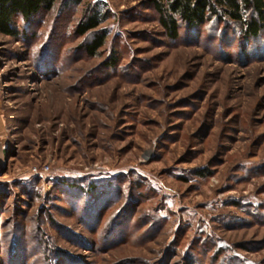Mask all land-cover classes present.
Here are the masks:
<instances>
[{
    "label": "rangeland",
    "instance_id": "obj_1",
    "mask_svg": "<svg viewBox=\"0 0 264 264\" xmlns=\"http://www.w3.org/2000/svg\"><path fill=\"white\" fill-rule=\"evenodd\" d=\"M147 3L60 0L0 33V264H264V32L172 40Z\"/></svg>",
    "mask_w": 264,
    "mask_h": 264
},
{
    "label": "trees",
    "instance_id": "obj_2",
    "mask_svg": "<svg viewBox=\"0 0 264 264\" xmlns=\"http://www.w3.org/2000/svg\"><path fill=\"white\" fill-rule=\"evenodd\" d=\"M60 0H0V33L11 37H26L27 28L34 20L45 13H49ZM66 3L79 4L84 0H65ZM153 10L157 13L160 25L166 35L176 40L180 35L182 26L187 28H198L206 24L215 23L220 26L224 24L230 28L235 24L239 28L240 35L246 41L260 37L264 32V0H148ZM107 12L100 7H93L92 13L80 22L76 27L78 36H84L94 32L107 18ZM17 20L26 23L25 30H21ZM230 25V26H229ZM106 32H96L84 45L85 52L89 56H95L105 44ZM52 53L45 55L48 58ZM48 69L50 67L47 66ZM98 185V184H97ZM109 184H107L108 186ZM71 188H77L82 192L94 189L90 185L84 189L79 185L67 183ZM97 209L92 210L94 216ZM221 248L214 250L221 254ZM219 258L217 264H225L228 259L230 263H240L236 258Z\"/></svg>",
    "mask_w": 264,
    "mask_h": 264
},
{
    "label": "crops",
    "instance_id": "obj_3",
    "mask_svg": "<svg viewBox=\"0 0 264 264\" xmlns=\"http://www.w3.org/2000/svg\"><path fill=\"white\" fill-rule=\"evenodd\" d=\"M5 116L0 98V165L2 166L7 152V135L5 133Z\"/></svg>",
    "mask_w": 264,
    "mask_h": 264
}]
</instances>
